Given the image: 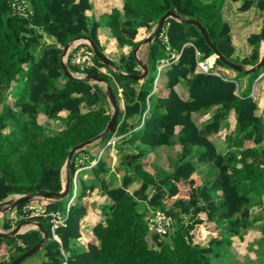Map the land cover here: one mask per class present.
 <instances>
[{
    "label": "trees",
    "instance_id": "trees-1",
    "mask_svg": "<svg viewBox=\"0 0 264 264\" xmlns=\"http://www.w3.org/2000/svg\"><path fill=\"white\" fill-rule=\"evenodd\" d=\"M119 2L120 7L114 5L92 19L87 13L92 0H0V201L14 194L60 191L61 170L70 148L101 132L110 118L103 87L69 78L62 71V47L71 38L87 35L104 52L98 39V28L103 24L118 46L128 47L127 53L113 61L116 68L139 74L141 68L132 48L150 33L164 12L173 10L183 18L199 21L230 60L248 66L259 59L260 32L247 37L251 46L247 55L234 56L231 27L223 18L220 0ZM254 4L264 11V0H242L238 9L246 11ZM44 36L52 42L45 43ZM85 47L90 50L87 44ZM212 54L194 25L167 18L147 44V74L141 82L118 74L95 55L92 64L83 68L71 64L69 55L68 69L104 77L119 105L114 129L93 145L104 147L111 137L118 136L113 146L120 183L111 185L105 178L110 165L104 157L89 153L92 145H87L72 157L71 185L63 198H37L42 208L37 215L26 210L33 198L17 203L12 208L16 219L1 222L2 228L9 230L13 223L26 219L38 221L48 233L40 264H228L232 237L242 239L241 231L248 227L257 228L261 235L248 245L253 255L247 257L251 263L262 259L264 115L256 113L258 102L250 94L264 64L256 72L244 73L216 58L208 72L197 71V61ZM157 68L163 80L154 87ZM241 77H246L242 90L238 85ZM180 86L187 91L186 99L177 91ZM211 110L202 125L196 123L193 113L201 116ZM41 113L57 122L58 128L40 123ZM230 113L236 122L226 137L229 150L223 153L209 136L226 126ZM246 142L252 145L246 147ZM174 145L180 148L177 156L170 158L169 168L156 167L155 173L144 168L143 160L150 152ZM81 154L86 158L77 163ZM93 161L88 168L90 177L78 173L74 180L76 170ZM201 164H207V173L196 183L192 175ZM137 181L139 185L130 191ZM183 185L187 186L185 191ZM97 190L108 202L97 209L102 219L91 227L94 239H90L83 235L82 220L88 214V199ZM255 206L257 211H253ZM149 209L170 217L172 230L164 234L151 231L146 216ZM56 213L66 218L52 230ZM205 221L213 222L219 230L210 245L200 246L193 241L192 231ZM40 238L35 228L0 236V256L8 254L0 264ZM77 240L81 241L79 247L73 245Z\"/></svg>",
    "mask_w": 264,
    "mask_h": 264
},
{
    "label": "rangeland",
    "instance_id": "rangeland-1",
    "mask_svg": "<svg viewBox=\"0 0 264 264\" xmlns=\"http://www.w3.org/2000/svg\"><path fill=\"white\" fill-rule=\"evenodd\" d=\"M105 1V0H102ZM223 2V18L224 20L230 22L232 25H234V31L235 34L238 35L237 38L241 39V42L243 44H238V46H236V52L237 55H242L245 53H249L250 49L249 48V43L247 42V40L245 39L246 35H249L253 32H260L261 28L263 26L264 23V11H260V9L254 4L250 10L245 12H241L239 11L238 7L241 4L242 0H238L237 2H230V0H220ZM109 2L105 1L104 3H102L100 5V7H93L90 11H88L87 13L92 17V19H95L99 16V14L104 11L103 7H109ZM253 11V12H250ZM99 18V17H98ZM101 27V32L104 33L106 31V27L103 26V24L100 26ZM243 28L242 33H240L241 31L239 29ZM240 33V34H239ZM147 35V33L145 34ZM145 37V36H144ZM43 41L45 43H51L52 42V38L49 36H44L43 37ZM76 43H80V44H85L86 42L83 40H79L77 42H74L71 46L70 49H72ZM262 43L260 42V49H261ZM103 47V46H102ZM120 47V46H119ZM121 48V47H120ZM123 49L124 53L128 52V47H123L121 49L118 50V52H121ZM104 50V47H103ZM117 50H113L111 52H108V54H106L109 58H111V60L116 59L117 58ZM69 53V52H68ZM145 53H146V44H143V46L141 45L140 50L136 53V56L138 59L140 60H144L145 58ZM239 57V56H238ZM113 58V59H112ZM213 58V57H211ZM210 58V59H211ZM66 63V56L63 59ZM91 63H88V66ZM101 70L103 72L107 73L106 68H101ZM158 73V75H157ZM74 76L77 77H82L83 74H77V73H73ZM109 75V74H108ZM156 80L154 83V87H156L157 83H161L162 82V73H160L158 71H156ZM110 76V75H109ZM111 78V76H110ZM98 84V83H97ZM262 84H264V78H262L261 80L258 81V85L261 86ZM102 87V83L99 84ZM120 91V90H119ZM120 96V95H119ZM9 101L12 103L13 99H9ZM1 105V104H0ZM120 107H123V102L122 100H120ZM1 107V106H0ZM111 108V106H110ZM213 111L211 110L209 113V116L211 115ZM202 117L200 115L195 116V120L197 122H199V118ZM38 121L40 123L45 124L46 126H48L50 129H57L58 128V124L57 122L48 119L46 116H44L42 113L38 115ZM205 121H202L201 123H199V125L203 124ZM234 130L233 127V118L232 116H228L227 119V124L226 126L222 127L217 133L212 134L209 136L210 140L214 143V145L217 147V149L220 152H227L229 150L228 146H227V141H226V137L227 135H230ZM118 138V136H113L111 137L106 144H108V142H111L109 145H105L104 147L99 145V144H94L91 143L89 145H92L91 147H89V153H92L94 156H96L97 158L99 157H104L107 160V163L110 165V171L105 175V178L111 183V185H118L120 183V177H121V173L118 172V170L116 169V166L118 164V156L116 155V150L114 148V144H113V140L114 143H116V139ZM252 143L250 142H246L245 146H251ZM179 145H174V146H161L158 149H156L155 152H150V154L148 155L147 159L143 160V165L144 168L146 170H148L151 173H155L156 171V167H164V168H169L170 165V158H174L177 156V153L179 151ZM234 150V149H231ZM86 158L85 154H81L78 157L77 163H83L84 159ZM94 162H91L89 165H85L83 167H79L76 170V175L79 173V175L83 176V178L86 177H90L89 173H88V168L93 165ZM207 173V164L204 165H198L197 166V170L196 172L192 175V177L195 179L196 183H199L200 179H203L206 176ZM61 177H62V181H64L65 178V169L64 166L62 167L61 170ZM77 180V179H76ZM139 185V182H134L130 187L129 190L132 191L133 189H135L137 186ZM187 188L186 185L182 186V190L185 191ZM150 193V191H149ZM16 199V195H9L6 199H4L5 201H13ZM3 200V201H4ZM89 201V213L87 215L86 220L83 221V235L90 238V239H94V237L91 235V227L97 222L99 221L101 218L100 214L98 213L97 209H100V207L102 206V204H104L105 202H107V200H105V198L103 197V195L100 193L99 190L93 192L90 196V198L88 199ZM144 205V204H143ZM29 208L33 209V212H40V204L37 201V198H33L29 204L27 205ZM3 206H1L0 208H2ZM13 208V207H12ZM8 209L5 212H1L0 211V222L5 221L6 219L11 220L12 222L16 219L15 216V211L14 209ZM95 208V210H93ZM257 208L259 209L258 206H255L253 209V211H257ZM154 211L149 209L147 211V217H150L151 214ZM203 217V216H202ZM260 222V221H258ZM173 222L171 220L170 222V227L168 228V232H170L173 228L172 226ZM14 224L12 225V227H14ZM35 228L34 224H26L23 225L21 230L24 229H32ZM12 229V228H11ZM218 228L214 225L213 222H208L205 221L203 222L201 225H197L194 230L192 231V233L194 234V238L193 241L198 243L200 246H208L210 245L211 242V238L215 237L218 233ZM0 231H2L0 229ZM6 231V230H3ZM27 231V230H26ZM241 233H243V237L242 239L238 238V237H232V243L231 246L228 248V254L227 257L229 258L228 260V264H230V262H236L238 264H261L262 262H264V255H260L259 261L257 262H253L251 263V258L249 259L248 255H253L251 253V251H248V245L251 243V241H255L257 240L261 233L259 232V230L257 228H250L248 227L245 230H242ZM148 239H150V237H148ZM81 241L77 240L75 242H73V245L78 246L80 245ZM152 245V244H151ZM80 249H82V247H80ZM248 256V257H247ZM7 259V256H5ZM253 257V256H251ZM44 260V255L42 250H38L36 252H34L33 254H31L30 256H28L27 258H25L22 262H24V264H40L41 261ZM218 264V262H217Z\"/></svg>",
    "mask_w": 264,
    "mask_h": 264
},
{
    "label": "water",
    "instance_id": "water-1",
    "mask_svg": "<svg viewBox=\"0 0 264 264\" xmlns=\"http://www.w3.org/2000/svg\"><path fill=\"white\" fill-rule=\"evenodd\" d=\"M167 18H174V19H177L178 21H181L183 23H188V24L194 25L199 30L201 35L203 36L206 44L213 51L212 56H213L214 60L216 58L219 59L223 64H225L226 66L230 67L231 69H233L237 72L253 73V72L258 71L264 64V23H263V26H262L261 31L259 33L260 40L262 43L261 51L259 54V59L255 64L250 65V66H245L242 63L234 62V61L230 60L229 58L225 57L217 49L215 44L210 40L205 28L202 26V24L199 21H197L196 19H191V18H183L180 15H178L176 12H174L173 10H167L166 12H164L158 18L156 24L154 25V27L152 28L150 33L140 43H138L135 47L132 48V53H133L138 65H139V67L141 68V72L139 74H129V73H125V72H122V71H119L118 69H116L115 63L111 59H109L104 52H100L98 50L96 44L93 42V40L89 36L83 35V36H75V37L71 38L62 47V52H61V68H62V71L69 78L87 80V81L98 83V84L102 83L104 85L105 95H106L107 100L111 106L110 118L107 121L104 129L101 132H99L97 135H95L94 137H92L90 139L81 141V142L73 145L70 148V150L68 151L67 157L65 159V163L63 165L64 169H65V178H64V181H62V188L60 191H57V192H33V193H29V194L16 195V199L13 201H5V200L0 201V207L3 206L2 208H0L1 212H5L8 209L14 207L17 203L24 202V201H27V200L32 199V198H45V199L63 198L68 193V191L70 189V185H71L70 166H71V160H72L74 153L76 151L84 148L85 146L101 139L108 132L112 131L116 125V120H117V116L119 114L120 109H119V105L116 103L112 89H111L110 85L108 84L107 80L102 76H97L94 74H85L82 77L74 76L72 74V72L68 69L65 61L63 60L64 57L67 55L72 44L76 41H79V40L85 41L89 45L93 55H95L104 65L111 67L113 71L117 72L120 75L129 77L131 79H134V80L141 82L147 74V65L145 63H143L140 59L137 58L136 53H137V51L141 45L149 44L152 41L154 35L158 32L161 25L163 24V22ZM26 224H34V227L40 231L41 238L32 247H30L29 249H27L23 253L17 255L12 260L8 261L6 264H19V263H21L25 258L30 256L34 252L38 251L39 249H41L43 244L48 240V233L42 227V225L38 221H34V220H30V219L20 221L19 223L14 225V227H12V229H10L8 231H0V236L10 237V236H13L17 233H22L21 228L23 225H26Z\"/></svg>",
    "mask_w": 264,
    "mask_h": 264
},
{
    "label": "crops",
    "instance_id": "crops-1",
    "mask_svg": "<svg viewBox=\"0 0 264 264\" xmlns=\"http://www.w3.org/2000/svg\"><path fill=\"white\" fill-rule=\"evenodd\" d=\"M105 1H107V2H109V7H103L104 8V11H102L100 14H99V16L100 15H102L103 13H107V12H109L110 11V8L112 7V6H114V5H116V6H118V7H120V2H119V0H105ZM105 1H102V0H92V8L93 7H100V5L102 4V3H104ZM230 2H232V1H230ZM237 2V1H236ZM251 8V7H250ZM250 8L248 9V10H250ZM248 10H246V11H248ZM246 11H241V12H245L246 13ZM261 11V10H260ZM250 12H253V11H250ZM98 16V17H99ZM98 17L97 18H95V19H98ZM229 24H230V27H231V40H232V43H233V45H234V47H235V52H234V56H236V57H238V58H242V57H244L245 55H247V53H245V54H242V55H237V52H236V46H238V44L237 43H239V44H243L242 42H241V39H239V38H237L238 37V35L237 34H235V31H234V25H232L230 22H228ZM101 27H99L98 28V39H99V42H100V44L104 47V53H106V54H108V52H111V51H113V50H117V52H118V50L119 49H121V48H123V47H119L117 44H116V41H115V39L110 35V32H109V30L106 28V31L104 32V33H102L101 32ZM243 28H241V29H239L241 32L240 33H242L243 34V30H242ZM243 31V32H242ZM239 33V34H240ZM253 33H257V32H253ZM149 33H147V35H148ZM252 34V33H251ZM146 35V36H147ZM250 35V34H249ZM249 35H246V37H245V39L247 40V37L249 36ZM143 46V45H142ZM250 47L251 46H249V48L248 49H250ZM140 48H141V46L139 47V49H138V51L140 50ZM251 50V49H250ZM137 51V52H138ZM260 51H261V49H260V47H259V54H260ZM117 52H114V53H117ZM124 52H123V49H122V51L121 52H118V54H117V58L116 59H113V61H117L118 59H119V57H120V55L121 54H123ZM146 53H147V44H146ZM146 53H145V58H144V60H141L143 63L145 62V60H146ZM111 59V58H110ZM213 60V59H212ZM220 70L222 71V72H224V73H228L230 76H233L234 75V72H232V71H230V70H228V69H225V68H220ZM262 78H264V76H261L257 81H255L254 83H253V86H252V91H251V96L258 102V109H257V111H256V113L257 114H263L264 115V84H262L261 86H259L258 85V81L259 80H261ZM162 80H163V75H162V78H161ZM238 85H239V88L242 90V89H244V87H245V85H246V77H241L240 79H239V83H238ZM101 86V85H100ZM102 87H103V89H104V85H102ZM120 90V89H119ZM177 91L179 92V94L184 98V99H186L187 97H188V95H187V91H186V89L183 87V86H180V87H177ZM198 114H196V113H193V117H194V119H195V116H197ZM202 117H200L199 118V122H197L196 121V123H201L202 121H205L207 118H209V113H207V114H204V115H201ZM229 116H232V118H233V127H234V125H235V122H236V117H235V115L233 114V113H230L229 114ZM116 150V149H115ZM92 154V153H91ZM117 155V154H116ZM103 197L105 198V200H107V202H108V199L103 195ZM88 213H89V210H88ZM88 215V214H87ZM86 218H87V216L82 220V223H83V221L84 220H86ZM13 225V224H12ZM0 229L3 231L4 229L2 228V226H1V222H0ZM26 230H28V229H24V230H22V233L23 232H25ZM7 231V230H6ZM5 256H7V254H4V255H1L0 256V260H3V259H5L6 257ZM21 264H24V262H22Z\"/></svg>",
    "mask_w": 264,
    "mask_h": 264
},
{
    "label": "built area",
    "instance_id": "built-area-1",
    "mask_svg": "<svg viewBox=\"0 0 264 264\" xmlns=\"http://www.w3.org/2000/svg\"><path fill=\"white\" fill-rule=\"evenodd\" d=\"M71 55L70 63L73 65H77L80 68L84 66H88V63L92 64L91 57L92 52L86 47L81 46L80 44H76L69 52ZM212 63L208 60H198L196 63V69L198 71L207 72ZM114 142V140L112 141ZM111 143V142H108ZM26 210H31V215H37V212H33L32 208L26 206ZM66 216H62L59 213L53 214L52 218V230H54L57 226L64 224ZM149 229L151 231H156L160 234H164L167 232L168 228L170 227L171 219L168 217L163 211H157L153 215L147 218ZM66 264V263H64Z\"/></svg>",
    "mask_w": 264,
    "mask_h": 264
},
{
    "label": "clouds",
    "instance_id": "clouds-1",
    "mask_svg": "<svg viewBox=\"0 0 264 264\" xmlns=\"http://www.w3.org/2000/svg\"><path fill=\"white\" fill-rule=\"evenodd\" d=\"M76 42H77V41H76ZM260 42H261V40H260ZM76 44H80V43H76ZM85 44H87V43H85ZM85 44H83V45L80 44V45L85 47ZM87 45H88V44H87ZM88 46H89V45H88ZM70 48H71V47H70ZM86 49H87V48H86ZM70 50H71V49H69L68 52H70ZM90 51H91V49H90ZM91 52H92V51H91ZM69 55H70L69 53H67V55H66V65H67V59H68V56H69ZM92 55H93V53H92ZM106 56H107V55H106ZM211 56H212V55H211ZM107 57H108V56H107ZM209 58H210V57H208V58H206V59H208V60L210 61ZM109 59H110V58H109ZM204 60H205V59H204ZM91 61H92V59H91ZM112 61H113V60H112ZM210 62H211L212 65H213V63H214V58H213V60L210 61ZM90 65H91V64H90ZM212 65H211L210 69L212 68ZM115 66H116V65H115ZM245 66H247V65H245ZM248 66H250V65H248ZM67 67H68V66H67ZM116 69H117V68H116ZM210 69H209V70H210ZM196 70H197V69H196ZM209 70H208V71H209ZM197 71H198V70H197ZM208 71H207V72H208ZM73 73H77V74H83V75H85V73H81V72H72V74H73ZM261 76H264V72H262V73L257 77V79H256L255 81H257ZM255 81H254V82H255ZM250 95H251V94H250ZM109 144H110V143H108V144H106V145H109ZM113 144H114V142H113ZM93 162H95V161H93ZM93 164H94V163H93ZM75 179H76V173H75V176H74V180H75ZM75 192H76V190L74 189V191H73V195L75 194ZM14 195H17V194H14ZM41 209H42V208H41V206H40V211H41ZM156 212H157V211H156ZM154 213H155V212H153L151 215H153ZM147 218H148V217H147ZM26 220H28V219H26ZM34 221H35V220H34ZM11 228H12V227H11ZM11 228H10V229H11ZM10 229H9V230H10ZM35 229H36V228H35ZM7 231H8V230H7ZM54 238L58 239L56 235H54Z\"/></svg>",
    "mask_w": 264,
    "mask_h": 264
},
{
    "label": "bare ground",
    "instance_id": "bare-ground-1",
    "mask_svg": "<svg viewBox=\"0 0 264 264\" xmlns=\"http://www.w3.org/2000/svg\"><path fill=\"white\" fill-rule=\"evenodd\" d=\"M212 57H213V56H212ZM210 58H211V57H210ZM210 58H209V59H210ZM211 59H213V58H211Z\"/></svg>",
    "mask_w": 264,
    "mask_h": 264
}]
</instances>
